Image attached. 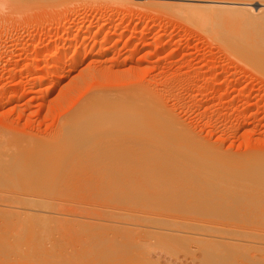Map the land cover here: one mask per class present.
Returning <instances> with one entry per match:
<instances>
[{"label": "rangeland", "instance_id": "374dc122", "mask_svg": "<svg viewBox=\"0 0 264 264\" xmlns=\"http://www.w3.org/2000/svg\"><path fill=\"white\" fill-rule=\"evenodd\" d=\"M14 1L0 9V264H264V68L228 49L254 31L154 0ZM134 88L212 153L188 162L191 141L165 125L69 121L100 90Z\"/></svg>", "mask_w": 264, "mask_h": 264}, {"label": "bare ground", "instance_id": "6f19581e", "mask_svg": "<svg viewBox=\"0 0 264 264\" xmlns=\"http://www.w3.org/2000/svg\"><path fill=\"white\" fill-rule=\"evenodd\" d=\"M105 1H110V0H96V3L97 4H100V5H104L105 4ZM139 1H141V0H128V2L130 3H133V2H139ZM143 1V0H142ZM147 1V0H146ZM30 3V5L31 6H34V5H36V6H38V7H40V8H42V9H44V10H46V9H50L52 6H54V4H52L51 3V1L49 0H38V2L37 3H35L34 1H29ZM19 2L18 1H14V0H0V9L1 8H4V9H6V10H9V12H10V10H13L14 11V9H16L17 7H20L19 6V4H18ZM153 3H154V5H157L156 6V8H159V9H162L164 12H168V14H169V12H170V14H174L175 12H177V14H180V15H178V16H180V17H182V13H183V16H185L184 17V19H191L190 20V22L191 21H199L200 19H206V18H210L212 15H216V16H218V15H222V18H229V19H231V20H235V21H238V22H241V23H243L244 25H245V28H248V29H251L252 31H254V32H252V33H249V35H246V36H243L242 37V40L239 38V40H236L235 41V44H237V45H239L240 47H237L236 45H233V44H229V48L228 49H230L232 52L234 51V52H236V53H238L239 55H240V57H239V59L241 58V56L243 57V59L241 60V61H243L244 59H247V60H245V61H247L248 62V60H249V62L247 63L248 65H251L252 66V64H251V62L250 61H253V62H255V63H257V66H258V64L260 65H262L263 67L262 68H264V55H256V57H255V55H254V50H253V47H256L258 44H260V43H264V0H158V1H156L155 2V0L153 1ZM253 3V6H251L250 4H252ZM20 4H21V2H20ZM27 5V4H26ZM57 6H59L58 7V9H61L60 7H62V5L59 3V5L57 4ZM28 7H29V5H28ZM54 7H56V5L54 6ZM3 9V10H4ZM54 9H56L57 10V8H54ZM63 9V8H62ZM227 9H229V10H227ZM51 10H53V9H51ZM50 10V11H51ZM66 10V9H65ZM42 11V10H41ZM55 11V10H54ZM59 11V10H58ZM128 11V5L127 4H124V5H121V6H115L114 8H112V9H110V11H109V13H108V16H107V21L109 20L110 21V18H113V17H116V16H120V15H123L125 12H127ZM175 11V12H174ZM172 12V13H171ZM174 12V13H173ZM182 12V13H181ZM143 13V11H141V12H136V14H135V16L137 17V15H141ZM176 14V15H177ZM186 14V15H185ZM175 15V14H174ZM134 16V15H133ZM183 18V17H182ZM128 19V18H127ZM113 21V20H112ZM129 23V21L128 22H126V18L124 19H122V18H117L116 20L114 19V23H113V27H115V26H120L121 24L123 25H126V26H132V24H128ZM108 24V23H107ZM112 24V23H111ZM258 25H261V26H258ZM256 27H259V28H256ZM146 27H144V26H139V27H137L136 28V32L138 31V32H142L144 29H145ZM246 30V29H245ZM97 31V30H96ZM244 32V31H243ZM247 32H248V30H247ZM250 32V31H249ZM245 33V32H244ZM119 34H120V32H119ZM248 34V33H247ZM104 36V35H103ZM240 36V35H239ZM241 36H242V34H241ZM101 38V37H100ZM253 39V40H252ZM141 42V41H140ZM251 43H255V44H251ZM90 52V51H89ZM229 52V51H228ZM231 52V53H232ZM101 53V52H100ZM235 53V54H236ZM56 54H58V53H56ZM98 54V53H97ZM102 54V53H101ZM229 54V53H228ZM88 55V54H87ZM230 55H232V54H230ZM237 55V54H236ZM239 55H237V56H239ZM59 56V55H58ZM144 56V55H143ZM59 57H61V56H59ZM53 58V57H52ZM70 58V57H69ZM142 58V57H141ZM61 58H59L58 59V57H57V55L56 56H54V59L50 62V64H51V66H50V68H55V67H57V63H59V60H60ZM35 61H36V59H34ZM39 60V59H38ZM137 60V59H136ZM135 60V61H136ZM245 61H244V63H245ZM42 62V61H41ZM122 63V62H121ZM250 63V64H249ZM49 64V65H50ZM188 64V63H187ZM246 64V65H247ZM254 66H255V64H253ZM261 67V66H260ZM134 68V67H133ZM137 68V67H136ZM130 69V68H129ZM132 69V68H131ZM141 69V68H140ZM144 69V68H143ZM137 70V69H136ZM264 70V69H263ZM48 71V70H47ZM134 72H135V70H134ZM133 72V73H134ZM45 73V72H44ZM84 73V72H83ZM129 73V72H128ZM119 74V73H118ZM43 75V74H42ZM132 75V74H131ZM41 76V75H40ZM86 76V75H85ZM84 76V77H85ZM155 76V75H154ZM181 76V75H180ZM142 77V76H141ZM43 78V77H42ZM41 78V79H42ZM149 78V77H148ZM43 80V79H42ZM88 80V79H87ZM90 80V79H89ZM135 82V81H134ZM78 83V82H77ZM152 83V82H151ZM133 84V83H132ZM137 84V83H136ZM153 84V83H152ZM214 84V83H213ZM146 85V84H145ZM187 86V85H186ZM70 87V86H69ZM139 88V87H138ZM141 88V87H140ZM21 90H23V89H21ZM128 91H126V89L124 90V91H122V90H114V89H111V90H106V91H99V92H101L100 94L97 92V93H95L94 95H92L93 93H90V92H88L87 94L88 95H90L91 97H87V99H86V97H85V99L86 100H84V98H83V100L84 101H82V103L83 104H78L77 103V106H75V108L76 107H78V105H79V107H80V110H79V107L78 108H76V109H78V111H75V114L74 113H72V112H70V113H72V119L73 120H70L69 119V121H72L73 123L75 122V121H77V120H83V121H86V119H92L93 118V120H95V118H96V120L95 121H97V120H99V118L100 119H102V121L103 122H105V121H108V122H116V124H117V122L118 123H134V122H137L136 123V131H137V127L138 126H140V127H142L141 129H143V127H144V130H145V128L147 129V131L148 132H150V133H152V136H153V133H155L156 135V137H158L157 136V134L160 132V131H158V129H157V132H155L156 131V129L155 128H152L151 130L149 129V128H147V127H145V124H146V126H147V124L148 125H158V126H161L162 128L164 127L163 125H165L167 128H166V134L168 135V136H166V137H169V135H170V137H171V139H174L175 137L173 136V134L174 135H176V136H182V137H184V138H182V140H184L185 138H190V137H192V136H188V134L186 135V132L184 131L185 129H183V128H181V130H180V128H177V126L179 125V124H177V126H176V122L174 123V121H176V120H174L173 119V121H171L172 120V118L169 116V114H167V112H165L161 107H159V105L157 104V102H156V100H154V98H152V96L149 94V89H147L146 88V90H147V93H145V92H142V91H140L141 89H127ZM151 90V89H150ZM69 91V90H68ZM142 92V93H141ZM150 92H152V91H150ZM168 92H169V90H168ZM143 93H145V94H143ZM159 94V93H158ZM165 94V93H164ZM226 94V93H225ZM223 95V94H222ZM155 96V95H154ZM158 96V95H157ZM82 98H81V100H82ZM158 98V97H157ZM156 98V99H157ZM159 99V98H158ZM163 99H164V97H163ZM166 99V98H165ZM159 101H161V99L159 100ZM79 102H80V100H79ZM74 108V109H75ZM74 111V110H73ZM33 112V111H32ZM69 114V113H68ZM68 116H70V114L69 115H66L65 117L66 118H64L65 120L64 121H66L67 120V117ZM62 120V119H61ZM63 121V120H62ZM69 121H66V122H63V123H66V124H68V122ZM78 121V122H79ZM101 120H100V122H102ZM107 122V123H108ZM139 123H143L144 125H142L141 126V124H139ZM139 124V125H138ZM68 125H70V124H68ZM112 125H114V124H112ZM118 125V124H117ZM133 125V124H132ZM135 125V124H134ZM119 126V125H118ZM121 126V125H120ZM122 126H124V125H122ZM70 127V126H69ZM111 127V126H110ZM125 127V126H124ZM128 127V126H127ZM153 127V126H152ZM179 127H181L180 125H179ZM126 128V127H125ZM133 128V127H132ZM135 128V127H134ZM139 128V127H138ZM150 128H151V126H150ZM158 128V127H157ZM66 129V128H65ZM119 129H120V127H119ZM123 129V130H122ZM122 129H120L121 130V132L122 131H124V128H122ZM140 129V128H139ZM149 129V130H148ZM105 130H107V129H105ZM115 130H118V128L117 129H115ZM119 130V131H120ZM128 130H129V132H132V130H134V129H132V130H130V128H128ZM128 130L126 131V133L128 132ZM143 130V131H144ZM163 130H165V127L163 128ZM125 131H124V133H125ZM135 131V130H134ZM135 131V132H136ZM143 131L142 132H140V130H139V134L140 133H142L143 134ZM146 131V132H147ZM153 131V132H152ZM138 132V131H137ZM145 132V133H146ZM134 133V132H133ZM122 134V133H121ZM128 134V133H127ZM141 134V135H142ZM147 134V133H146ZM159 134H161V132L159 133ZM163 134V133H162ZM161 134V135H162ZM161 135L159 136L160 138H161ZM133 136H136V135H133ZM138 136V135H137ZM144 136H146V135H144ZM188 136V137H187ZM179 137V138H180ZM178 138V139H179ZM170 139V140H171ZM187 139V140H188ZM197 139V138H196ZM181 140V139H180ZM181 140V141H182ZM186 140V139H185ZM184 140V141H185ZM190 140V139H189ZM192 140V139H191ZM190 140V141H191ZM194 140V139H193ZM199 142V141H198ZM198 142L197 143H193L192 141L191 142H189V144L188 145H182L183 147L184 146H189L187 149H186V147H184V148H182V149H184V150H187L186 152H184V150L181 152V154H182V157H189V155H193V157L194 156H197V154H203V153H205V152H207L209 149L208 148H210L211 149V147H213V146H211V147H208L206 144H198ZM201 142V141H200ZM168 143V142H167ZM166 142L165 143H163V144H167ZM178 143V142H177ZM190 143H192V144H190ZM162 144V143H161ZM169 144H171V143H169ZM187 144V143H186ZM12 146V145H11ZM163 146H165V145H162V147L161 148H164ZM170 146V145H169ZM168 146V147H169ZM176 146V145H175ZM178 146H179V144H178ZM177 146V147H178ZM166 147L167 146H165V149H166ZM171 147L173 148V146L171 145ZM164 150V149H163ZM168 150H171V149H168ZM167 150V151H168ZM177 150V149H176ZM175 150V151H176ZM172 152V151H171ZM209 153L211 152L212 153V151L210 150V151H208ZM207 152V153H208ZM207 153H205V154H207ZM208 153V154H209ZM173 154V153H172ZM175 154V153H174ZM177 154V153H176ZM181 154L179 155V156H181ZM184 154H186V155H184ZM188 154V155H187ZM8 155V154H7ZM10 156H11V154H10ZM15 156V155H14ZM193 157L192 156H190L189 158H187V161L188 162H192V160H193ZM180 158V157H179ZM186 158H185V160H186ZM180 160V159H179ZM182 160H184V159H182ZM196 160H198V159H194V161H196ZM198 161H200V162H198V163H204V161H202V160H198ZM202 161V162H201ZM260 161V160H259ZM194 163V162H193ZM197 163V162H196ZM195 164V163H194ZM257 164H259V163H257ZM180 166V165H179ZM183 169V168H182ZM186 169V168H185ZM109 174V173H108ZM254 174V173H253ZM256 182V181H255ZM125 183V182H124ZM178 183V182H177ZM260 183V182H259ZM258 183V184H259ZM264 183V182H263ZM178 184H180V183H178ZM231 184V183H230ZM223 188V187H222ZM230 188V187H229ZM262 192V191H261ZM222 193V192H221ZM262 194H264V193H262ZM251 196V195H250ZM262 196V195H261ZM174 197V196H173ZM248 197V196H247ZM179 198V197H178ZM260 199V198H259ZM173 200V199H172ZM176 200V199H175ZM14 202V201H13ZM18 202H19V200H18ZM20 203V202H19ZM26 203V202H25ZM20 204H23V203H20ZM12 205V204H11ZM28 205V204H27ZM30 205V204H29ZM37 205H40V204H37ZM42 205V204H41ZM40 205V206H41ZM20 206V205H19ZM18 205L16 206V204H15V206L14 207H19ZM23 206H24V204H23ZM31 206V205H30ZM5 208V207H4ZM1 209V208H0ZM15 209V208H14ZM23 209V208H22ZM27 209V208H26ZM3 209H1V211H2ZM17 211H15V213H19V212H22V211H20V210H18V208L16 209ZM8 212L10 211V210H7ZM14 211V210H13ZM13 211H11V212H13ZM2 213V212H1ZM4 213H5V211H4ZM106 213H108V212H106ZM21 215L23 214H25V212H23V213H20ZM20 214H18V215H20ZM3 215V213L2 214H0V216H2ZM6 215H7V213H6ZM6 215H5V217H6ZM8 215L11 217V213L9 212L8 213ZM15 214H13V216H14ZM22 215V218L24 217ZM25 215H27V214H25ZM9 216H7V218H6V220H8V217ZM28 216V215H27ZM14 217H16V216H14ZM18 217V216H17ZM16 217V218H17ZM19 217H21V216H19ZM3 222H7L5 219H4V217H3ZM10 220V219H9ZM12 220V219H11ZM39 220V219H38ZM16 221V220H15ZM14 221V222H15ZM38 222H40V221H38ZM16 223V222H15ZM24 223V222H23ZM22 223V224H23ZM30 223V222H29ZM178 223V222H177ZM179 223H181V222H179ZM3 224V223H2ZM14 224V223H13ZM21 224V223H20ZM138 224V223H137ZM140 224V223H139ZM184 224V223H183ZM6 225V224H5ZM27 225V224H26ZM180 225V224H179ZM21 226V225H20ZM19 227V226H18ZM24 227V226H23ZM111 227V226H110ZM143 227H145V226H143ZM22 228V227H21ZM29 228V227H28ZM28 228H27V230H28ZM117 228V227H116ZM2 229V228H1ZM43 229V228H42ZM122 229V228H121ZM142 229V228H141ZM113 230V229H112ZM125 230V229H124ZM127 230V229H126ZM132 230V229H131ZM15 231H17V230H15ZM122 231V230H121ZM127 231H129V230H127ZM142 231V230H141ZM27 232H29V231H27ZM143 232L144 231H142V234H143ZM146 232V231H145ZM16 233H19V231H17ZM16 233H15V235H16ZM33 233V232H32ZM31 233V234H32ZM139 233V232H138ZM137 233V234H138ZM20 234V233H19ZM133 234V233H132ZM160 234H162V233H160ZM11 235V234H10ZM23 235V234H22ZM135 235V234H134ZM140 235V234H139ZM176 235V234H175ZM175 235H171L173 238H174V236ZM1 236V235H0ZM28 236V235H27ZM136 237H137V235H135ZM179 236V235H178ZM178 236H176V238L178 237ZM24 237V236H23ZM38 237V236H37ZM133 237V236H132ZM17 238V237H16ZM28 238V237H27ZM183 238H185V237H180L179 239H183ZM4 239V238H3ZM2 239V240H3ZM9 239V238H8ZM168 239V238H167ZM186 239V238H185ZM20 240V239H19ZM5 241V240H4ZM3 241V242H4ZM30 241H31V239H30ZM28 242V243H34L33 241L32 242ZM24 242V241H23ZM22 242V244H24ZM171 242V241H170ZM175 242V241H174ZM181 242V241H180ZM183 242V241H182ZM182 242H181V244H182ZM133 244H134V242H132ZM184 243V242H183ZM39 244V243H38ZM38 244H36V245H38ZM176 244V243H175ZM180 244V243H179ZM5 246H6V244H4ZM15 245V244H14ZM28 245V244H27ZM176 246V245H175ZM183 246V245H182ZM0 247H2V245H0ZM29 247H31V246H29ZM36 247V246H35ZM25 249H26V247H24ZM1 249V248H0ZM10 249V248H9ZM19 250V249H18ZM35 250V249H34ZM1 251V250H0ZM26 251V250H25ZM137 261V260H136ZM134 264V263H133Z\"/></svg>", "mask_w": 264, "mask_h": 264}]
</instances>
